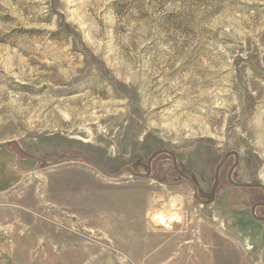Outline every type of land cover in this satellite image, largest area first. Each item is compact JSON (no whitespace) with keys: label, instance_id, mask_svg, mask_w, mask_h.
Here are the masks:
<instances>
[{"label":"rangeland","instance_id":"obj_1","mask_svg":"<svg viewBox=\"0 0 264 264\" xmlns=\"http://www.w3.org/2000/svg\"><path fill=\"white\" fill-rule=\"evenodd\" d=\"M7 140L110 174L171 150L203 199L235 150L232 179L264 184V0H0ZM233 162L204 205L165 153L109 179L0 148V264H264Z\"/></svg>","mask_w":264,"mask_h":264},{"label":"water","instance_id":"obj_2","mask_svg":"<svg viewBox=\"0 0 264 264\" xmlns=\"http://www.w3.org/2000/svg\"><path fill=\"white\" fill-rule=\"evenodd\" d=\"M8 145H14V147L16 148V151L20 154L23 155L24 157L33 159L35 161H38L39 163L46 165V166H54V165H59L62 163H67L68 161H72V162H84L86 164H88L93 170H95L96 172L101 173L103 176L109 178V179H117L118 177H120L122 174L128 172L132 177L135 178H141V177H145L148 178L151 174L152 168H151V162L156 158L157 155L159 154H167L169 156H171L172 159V167L174 168V170L176 171L177 175L180 176L181 178H183L184 180H187L188 182H190L191 187H192V193H193V197L196 199V201L198 203H202L204 205H209L212 204L216 198L215 193H216V188L218 186V179H219V172L220 169L223 165V163L226 161V159H228L230 156L234 157V162L231 165L227 175H226V180L233 184L236 187H240V188H258V189H262L264 192V184L260 183H253V182H238V181H234L231 177V173L234 170V168L236 167L237 163H238V152L235 150H229L228 152L224 153L220 160L218 161V163L216 164V168H215V173H214V178H213V184L212 187L210 189L209 192V198L208 199H203L202 197H199L198 195V187H197V183L194 181V179L189 176L187 173L185 174L181 168H179L177 161H176V156L175 154L170 150L167 149H156L155 151L151 152L150 155L147 157L146 159V163H145V169L146 171L143 173H139L137 171H135V169L131 168L130 166H125L123 168H121L120 170H118L117 172H114L112 174H110L107 170H105V168L95 159H93L91 156L82 153V154H70L67 155L66 158H61V159H53L52 161H48L46 159H44L43 157L40 156H36L33 155L29 152H27L26 150H24L23 148L20 147L19 143H17L15 140H7L5 142H1L0 143V148H5ZM264 205V202L261 203H255L251 206V214L253 216V218L255 220L261 221L264 220V216L258 217L256 216L255 212H254V207L256 206H261Z\"/></svg>","mask_w":264,"mask_h":264},{"label":"flooded vegetation","instance_id":"obj_3","mask_svg":"<svg viewBox=\"0 0 264 264\" xmlns=\"http://www.w3.org/2000/svg\"><path fill=\"white\" fill-rule=\"evenodd\" d=\"M233 172V171H232ZM231 177H232V173H231ZM253 189H258V188H253ZM261 189V188H260ZM259 189V190H260ZM262 190V189H261ZM263 191V190H262ZM264 193V192H263ZM261 202H264V198L263 199H260L259 201H255L254 203H252L251 205H250V208H249V210H250V215H251V217L253 218V216H252V214H251V206L253 205V204H255V203H261ZM254 212H255V214H256V216H258V217H261V216H264V205H261V206H256V207H254ZM259 214V215H258ZM253 220H255L254 218H253ZM255 221H257V222H261V221H263L264 222V220H261V221H258V220H255Z\"/></svg>","mask_w":264,"mask_h":264},{"label":"bare ground","instance_id":"obj_4","mask_svg":"<svg viewBox=\"0 0 264 264\" xmlns=\"http://www.w3.org/2000/svg\"><path fill=\"white\" fill-rule=\"evenodd\" d=\"M165 216H166V215H165ZM174 217H175V216H174ZM165 218H166V217H165ZM177 218H178V216H177ZM166 220H167V219H166ZM166 220H165V221H166ZM160 222H161V221H160ZM161 223H162V222H161ZM163 223L167 224L166 222H163Z\"/></svg>","mask_w":264,"mask_h":264},{"label":"trees","instance_id":"obj_5","mask_svg":"<svg viewBox=\"0 0 264 264\" xmlns=\"http://www.w3.org/2000/svg\"><path fill=\"white\" fill-rule=\"evenodd\" d=\"M16 149V148H15Z\"/></svg>","mask_w":264,"mask_h":264}]
</instances>
